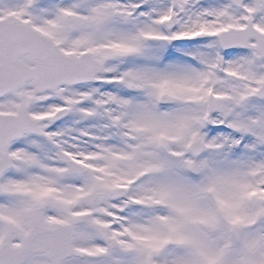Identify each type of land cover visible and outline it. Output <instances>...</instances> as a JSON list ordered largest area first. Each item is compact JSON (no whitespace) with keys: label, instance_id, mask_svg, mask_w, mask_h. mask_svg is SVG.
Here are the masks:
<instances>
[{"label":"snow or ice","instance_id":"6c2138e0","mask_svg":"<svg viewBox=\"0 0 264 264\" xmlns=\"http://www.w3.org/2000/svg\"><path fill=\"white\" fill-rule=\"evenodd\" d=\"M0 264H264V0H0Z\"/></svg>","mask_w":264,"mask_h":264}]
</instances>
